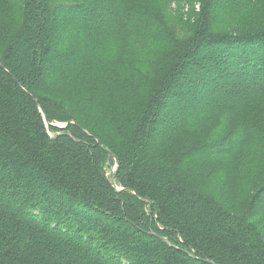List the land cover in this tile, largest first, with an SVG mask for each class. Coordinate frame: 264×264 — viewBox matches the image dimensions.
Segmentation results:
<instances>
[{"label":"trees","instance_id":"obj_1","mask_svg":"<svg viewBox=\"0 0 264 264\" xmlns=\"http://www.w3.org/2000/svg\"><path fill=\"white\" fill-rule=\"evenodd\" d=\"M149 1L0 0V264H264V161L217 177L230 202L249 198L239 212L193 172L261 138L239 111L264 106V25L212 30L227 0H202L187 37L163 33L171 51L148 81L129 42L168 33L152 7L182 0ZM167 100L178 113L154 133ZM110 153L131 192L109 184Z\"/></svg>","mask_w":264,"mask_h":264},{"label":"rangeland","instance_id":"obj_2","mask_svg":"<svg viewBox=\"0 0 264 264\" xmlns=\"http://www.w3.org/2000/svg\"><path fill=\"white\" fill-rule=\"evenodd\" d=\"M153 0H150L148 2L149 5L152 4ZM202 0H192L191 2H186L184 0L178 2L179 4L172 3L169 4L166 8L161 7H152L159 18L163 19L166 28L169 30L168 33L165 31V27L162 24L156 25V29L154 31H147L144 32L138 39L134 40L133 42H129L131 46H133V51L128 52L125 54L126 58L134 57L135 62L139 63L141 62L139 66V71L145 74L149 79L153 76V65L158 63H163L167 61L168 53L171 51V44H163V33L167 34V39H175L177 41H182L185 37H187L192 30L196 27V21L195 17L198 11V7L200 6ZM222 11H219L216 16V20L214 23V26H212V30H219L222 32H229L233 31L235 29H260L264 25V0H242L239 3H237L236 0H227L224 4L222 3H216V9L219 10L221 7ZM87 11L83 12L82 14H85L87 17H91L92 15L100 12L99 7H89L86 9ZM115 10V9H114ZM176 11V12H175ZM114 13V12H113ZM213 15V10L211 12ZM235 14V15H234ZM234 15V16H232ZM213 20V19H212ZM77 23H73L70 27L73 28L77 26ZM150 30H153L151 27L148 28ZM196 29V28H195ZM63 39V37H54L53 40L56 41V43H59ZM172 42V41H171ZM123 43V42H122ZM130 47V46H128ZM136 48V49H135ZM58 54V53H57ZM110 55L108 58H111ZM125 58V59H126ZM198 59V57H197ZM111 65L112 63L109 62ZM122 63V62H121ZM113 66V65H112ZM137 66V64H136ZM159 67V66H157ZM156 67V68H157ZM185 71L188 73H196L198 74V70L192 71L190 67H185ZM134 79H138L139 76L133 75ZM67 84H71L67 83ZM187 83L180 80L178 85L175 86L174 89H183ZM208 84V83H207ZM147 86V84H146ZM201 100L207 99L209 96L205 94L207 92V88H201ZM70 88L66 87H59V92L62 93L63 96L67 97L69 95ZM222 94V90H217V96H220ZM56 101V100H54ZM57 102V101H56ZM179 100H167L165 102L164 107L165 110L159 113V116L156 118V123L153 125L154 133L161 129L162 125L168 124V122L175 118L176 114L178 113L177 110H175L176 106L180 103ZM247 110L251 111L248 112ZM240 114H242L245 118H240L245 121L255 120L256 126H257V135L253 139H249L246 143L245 148L243 149L242 153L237 157V159L227 158L220 161L212 162L211 164L207 165L204 169H199L196 171H193L195 174H200L201 179H204V176H211V182L207 184V187L211 189L210 194L211 199L213 200H219L222 198V200L225 202V209L231 208L233 212H239L241 209L240 207L245 205V202L248 201V197H242L238 198V201L236 199H233V202H230L228 200V196L231 193H234V191H226L224 188H222L221 181L217 178L218 176H222L223 171L226 173H230L233 168L237 167L238 170H240V173H245L244 177H251L254 178V173L256 170V167L260 169L262 161L256 164L254 162V159H257L261 153L264 154L263 147H264V106L260 109V112L257 109H252L251 107H248L245 111L242 112V110L239 111ZM161 121V125L159 122ZM97 123L99 125L101 124L100 120H97ZM46 127L48 130V133L50 136H53L54 132L50 129H48V123L46 122ZM56 125H62L60 123H56ZM92 126V125H91ZM90 126V127H91ZM256 126H254V131H256ZM231 125L226 124L225 129H229ZM93 128V127H91ZM108 126H105V129H107ZM223 135H217L218 139L221 138ZM251 161V162H249ZM249 162L248 166L245 164ZM254 165L255 168H249V166ZM118 168L119 164L117 165L116 161L113 159L111 161L108 160L107 165L105 166L104 170L106 171L107 180L110 184H113V186L116 188V191L120 192H131L124 186H122L117 180L118 175ZM256 173H258V170H256ZM214 174V175H212ZM119 176V175H118ZM213 180V181H212ZM229 179H227L228 181ZM230 181V180H229ZM248 181H244V183H247ZM192 185V184H191ZM252 187H244L241 191L242 196H246V193H249L251 191ZM213 194H212V193ZM227 192L228 194H226ZM224 195V197H223ZM219 200L218 202H220ZM234 203L236 204V208L234 206ZM235 208V209H234ZM234 209V210H233ZM54 231V230H53ZM96 235H99V232L97 230H94ZM56 232V231H55ZM82 241H84V238H81ZM103 260H107V264H114L113 258L108 254L107 257H101Z\"/></svg>","mask_w":264,"mask_h":264},{"label":"water","instance_id":"obj_3","mask_svg":"<svg viewBox=\"0 0 264 264\" xmlns=\"http://www.w3.org/2000/svg\"><path fill=\"white\" fill-rule=\"evenodd\" d=\"M53 125V124H52ZM69 125V123H64V124H62V125H53V126H55V127H57V128H64V127H66V126H68ZM100 145H101V143H99ZM102 146V145H101ZM110 155L113 157V159L116 161V163H117V165H118V161H117V159L110 153ZM110 184V183H109ZM112 187H114L113 186V184H110ZM116 189V188H115Z\"/></svg>","mask_w":264,"mask_h":264}]
</instances>
